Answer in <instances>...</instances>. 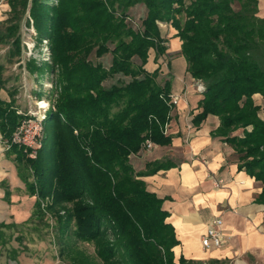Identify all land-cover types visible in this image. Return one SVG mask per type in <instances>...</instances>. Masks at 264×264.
Wrapping results in <instances>:
<instances>
[{
    "label": "trees",
    "instance_id": "obj_1",
    "mask_svg": "<svg viewBox=\"0 0 264 264\" xmlns=\"http://www.w3.org/2000/svg\"><path fill=\"white\" fill-rule=\"evenodd\" d=\"M8 1L13 13L0 31V43L11 41L8 57L20 50L17 7L20 13L28 8L39 39L47 38L50 48V61L38 67L51 75L52 87L36 155L29 158L16 144L6 152L27 193L36 196V210L48 196L55 204L70 203L65 226L73 221L74 235L93 241L107 264H201L174 259L178 240L168 212L142 179L171 163L155 160L137 171L129 159L146 140L171 142L165 133L175 106L170 78L159 83L160 68L144 67L150 49L156 57L167 55L162 22L176 31L186 72L204 86L193 125L209 114L219 118L214 134L233 148L238 169L261 182L257 200L264 204V119L254 100L255 94L264 99V0ZM136 4L146 12L135 27L129 10ZM93 53H110V65L93 61ZM115 74L129 79L104 86ZM24 116L13 97L0 98L1 137L9 140ZM9 195L5 190V200ZM5 225L0 222V235Z\"/></svg>",
    "mask_w": 264,
    "mask_h": 264
},
{
    "label": "crops",
    "instance_id": "obj_2",
    "mask_svg": "<svg viewBox=\"0 0 264 264\" xmlns=\"http://www.w3.org/2000/svg\"><path fill=\"white\" fill-rule=\"evenodd\" d=\"M165 32L168 38L176 33L173 27ZM175 38L173 49L179 52L181 42ZM168 47L169 41L166 51ZM168 62L173 83V68ZM184 74L176 78L181 90L171 89V95L179 99L166 124L170 144L152 143L149 150L130 155V162L137 171L155 160L171 163L170 167L142 179L146 189L162 199L161 206L168 212L166 220L178 240L172 248L175 260L182 256L201 264H264V204L257 200L262 184L238 169L233 148L214 134L219 125L216 115L209 114L198 126L193 125L192 118L200 110L197 105L200 93L195 90L191 75ZM0 98L10 100L4 86L0 87ZM254 100L260 104L264 119V99L255 94ZM3 140L0 134V222L12 219L14 223H21L27 219L33 201L25 194V184L18 176L15 161L6 155ZM215 179L222 180L219 187H215ZM5 190L10 192L11 203L5 200ZM15 210L22 214L24 211L25 216L11 213ZM213 218L222 219L223 243L204 249L201 237ZM9 261L10 264H34L33 259L23 256L10 257Z\"/></svg>",
    "mask_w": 264,
    "mask_h": 264
},
{
    "label": "rangeland",
    "instance_id": "obj_3",
    "mask_svg": "<svg viewBox=\"0 0 264 264\" xmlns=\"http://www.w3.org/2000/svg\"><path fill=\"white\" fill-rule=\"evenodd\" d=\"M262 7L264 6L260 5V9ZM16 10H19L18 14H20V19L16 21L18 28L15 33L20 37V50L9 58L8 50L11 48V41L0 43L2 86L10 94V98L15 99V105L20 113L27 117L36 116L43 126L46 114L51 106L47 94L52 85L48 82L51 75L45 73L44 69L39 70L38 67L42 68L43 64L50 61L49 42L47 38L39 39L29 16L28 8L23 13L22 11L20 13L19 7ZM0 11V31H5L6 26L9 24L6 23V19L12 16L13 13L8 0H0ZM145 12L146 8L143 4H136L130 8L129 15L133 26H140V21ZM26 19H28L29 24L25 23ZM158 26L161 36L169 41L168 50L165 52L167 55L162 54L156 57L155 51L150 49L144 67L148 71L159 67L157 81L163 83L165 79L170 78L169 60L173 68L171 89L174 92L179 91L182 86L176 78L186 73L185 59L178 51L173 49L177 41L175 36L167 37L165 31L167 28L172 27L170 23L162 22L158 23ZM167 41L164 42L166 47ZM91 59L108 67L111 62V54L105 53L100 57H95L93 53ZM133 60L135 63H139L138 58L135 57ZM30 62L35 63L36 67L33 70L30 69ZM128 79L127 76L115 74L105 80L103 84L108 87L113 83L127 81ZM196 82L193 81V83ZM40 90L41 95L38 93ZM25 194L33 201V206L28 209L27 219L21 223H14L12 219L1 221L6 225L1 228L0 264H10L9 258L13 256H17L19 259L22 256L29 257L34 260V264H107L96 253L93 241H82L74 235L73 221L70 222L68 227L65 226L67 210L71 208L70 203L55 204L52 196H48L40 200V208L36 210L34 208L36 196L29 195L27 192ZM6 201L11 203L10 197ZM11 213L25 216L24 211L23 214L22 211L18 212L16 210ZM11 264L15 263L12 262Z\"/></svg>",
    "mask_w": 264,
    "mask_h": 264
},
{
    "label": "built area",
    "instance_id": "obj_4",
    "mask_svg": "<svg viewBox=\"0 0 264 264\" xmlns=\"http://www.w3.org/2000/svg\"><path fill=\"white\" fill-rule=\"evenodd\" d=\"M195 90L201 92L204 88L202 83H195ZM179 97L176 95H170V101L173 105L177 104ZM43 136V126L36 116H24L16 129L13 131L9 140H3L5 148L7 149L10 144H16L23 147L30 158H34L37 148L40 145L41 138ZM152 147V142L146 140L143 144V150H149ZM222 183L221 179H215V187H219ZM221 218H213L207 225L205 234L201 237V245L204 249L212 246H220L223 243V234L221 232L222 226Z\"/></svg>",
    "mask_w": 264,
    "mask_h": 264
}]
</instances>
